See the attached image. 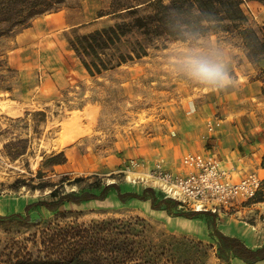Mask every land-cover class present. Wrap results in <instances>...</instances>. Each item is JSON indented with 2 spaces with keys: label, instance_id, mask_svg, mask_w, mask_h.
<instances>
[{
  "label": "rangeland",
  "instance_id": "374dc122",
  "mask_svg": "<svg viewBox=\"0 0 264 264\" xmlns=\"http://www.w3.org/2000/svg\"><path fill=\"white\" fill-rule=\"evenodd\" d=\"M96 1L102 11L109 9L110 0ZM81 2L68 0L62 9L75 19ZM243 8L248 24L259 29L264 24V5L249 1ZM34 19L29 28L15 27L0 36V260L14 239L36 250L30 239L49 223L117 218L132 221L140 263L226 264L217 254L207 214L186 217L153 208L148 199L121 201L113 190L102 199L62 205L61 211L70 210L65 216L41 205L31 210L33 218H41L38 222L4 215L24 213L27 203L48 192L12 187L16 178L36 175L42 151L64 149L67 156L45 177H86L79 184L65 183V191L91 190L96 174L105 184L115 182L121 190L141 192L144 186L136 177L140 166L132 167L129 161L146 168L162 159L175 167L186 152L181 144L189 136L201 130L209 134L208 119H220L213 132L230 142L236 133H256L264 125V95L254 76L264 60L251 64L237 35L211 31L187 41L169 40L165 47H149L147 55L133 62L87 77L65 39L69 28L57 31L35 24ZM112 21L110 15H94L79 27L87 31ZM191 57L221 66L231 82L214 85L197 79L187 67ZM220 98L222 102H208ZM189 99L198 100L194 112L186 111ZM39 110L45 112L44 121L41 114H34ZM19 138L29 139L26 151L11 160L4 145ZM16 148L24 150L21 143ZM127 166L129 172L123 170ZM259 206L218 218L216 225L224 231L238 227L245 243L258 246L264 243V202ZM124 228L117 226L112 232ZM230 263L245 264L232 257Z\"/></svg>",
  "mask_w": 264,
  "mask_h": 264
},
{
  "label": "trees",
  "instance_id": "16d2710c",
  "mask_svg": "<svg viewBox=\"0 0 264 264\" xmlns=\"http://www.w3.org/2000/svg\"><path fill=\"white\" fill-rule=\"evenodd\" d=\"M67 1L0 0V36L15 27L30 26L34 18L62 9ZM244 1H257L264 5V0H110L109 9L98 11V16L110 15L113 18L111 23L87 31H80L79 26L69 27L65 39L92 77L147 55L149 47H165L169 40L187 41L211 31L237 35L247 60L258 65L264 60V24L259 29L248 24V15L242 6ZM254 79L261 82L260 93L264 95V64L257 66ZM34 114H41V120H45L44 111L39 110ZM27 142L28 138L6 142L5 154L11 160H16L25 153ZM18 143L22 144L24 150L16 148ZM41 154L36 175L30 179L18 177L12 182V187L27 186L47 189L48 192L44 197L27 203L24 213L13 212L4 216L38 222L41 218H33L31 210L39 205L58 216H65L66 211L70 210L61 211L62 205L102 199L113 190L121 201L133 197L148 199L153 208L167 212L175 210L186 217L207 214L210 216L207 221L210 234L216 239L217 254L226 264H231L230 257L246 264L264 259V243L249 246L239 236L221 231L216 225V214L186 209L177 200L164 197L162 192L150 186L142 187L141 192L121 190L117 183L105 184L95 174L91 190L65 191V183L79 184L86 177L78 175L69 178L65 174L57 180L45 177L47 171H54L55 165L64 164L67 156L64 149L48 154L42 151ZM260 166L264 169V152ZM252 201L264 202V179ZM124 225V230L112 232L117 226L120 229ZM132 226L131 220L117 218L90 223H49L40 235L34 234L30 239L37 246L36 250L28 247L24 241L14 239L11 250L0 260V264H144L137 258L134 238L138 233Z\"/></svg>",
  "mask_w": 264,
  "mask_h": 264
},
{
  "label": "built area",
  "instance_id": "2783aa9c",
  "mask_svg": "<svg viewBox=\"0 0 264 264\" xmlns=\"http://www.w3.org/2000/svg\"><path fill=\"white\" fill-rule=\"evenodd\" d=\"M248 4L244 1L242 6ZM219 120L208 121L209 134L220 125ZM129 162L132 167L140 166L136 177L144 187L159 190L184 208L214 213L217 219L256 203L252 200L264 179L256 171L238 173L233 167L224 166L212 151H187L173 169L165 167L162 159L146 168L134 160ZM123 170L129 172V166Z\"/></svg>",
  "mask_w": 264,
  "mask_h": 264
},
{
  "label": "crops",
  "instance_id": "0c3cea01",
  "mask_svg": "<svg viewBox=\"0 0 264 264\" xmlns=\"http://www.w3.org/2000/svg\"><path fill=\"white\" fill-rule=\"evenodd\" d=\"M101 9L102 6L100 2L96 0H82L75 19H71L66 10L60 9L54 12L41 14V16L34 19V23L36 24L38 21V23H44L52 29L59 31L86 23L94 17V15L98 16V11ZM85 73L87 77H92L86 70ZM187 102L188 105L186 107V111L194 112L197 108L198 100L189 99ZM208 102H222V99L220 98L219 100L216 99ZM208 112L210 113L211 110ZM205 120H207L206 117ZM201 131L196 132L193 136H189L188 141L185 140L184 144H181L184 151H212L215 154L220 155L219 157L221 158V162L224 166L233 167L238 173L256 171L264 178V169L260 166L261 156L264 152V125L259 127L256 133L250 134L251 137L249 134L237 135L236 133V136L231 142L230 140L225 139L224 136L219 138L215 135V133L204 135V132ZM164 165L170 169L175 168H172V166L167 165L166 163H164ZM259 205L262 206L263 202L252 203L250 207H260ZM245 210L246 209H243V211ZM241 212L242 210L236 212L235 214L239 215ZM230 216H234V213L229 214V217ZM233 229L234 230L230 231H224L221 229V231L227 234L239 236L241 238L242 232L238 231L239 228L235 227ZM257 263L264 264V259L254 262V264Z\"/></svg>",
  "mask_w": 264,
  "mask_h": 264
},
{
  "label": "clouds",
  "instance_id": "9594fccd",
  "mask_svg": "<svg viewBox=\"0 0 264 264\" xmlns=\"http://www.w3.org/2000/svg\"><path fill=\"white\" fill-rule=\"evenodd\" d=\"M187 67L191 74L201 81L214 85H225L231 82L224 69L217 64L191 57L187 61Z\"/></svg>",
  "mask_w": 264,
  "mask_h": 264
},
{
  "label": "bare ground",
  "instance_id": "6f19581e",
  "mask_svg": "<svg viewBox=\"0 0 264 264\" xmlns=\"http://www.w3.org/2000/svg\"><path fill=\"white\" fill-rule=\"evenodd\" d=\"M127 177H128V176H127ZM127 177H126V178H127ZM129 177H130V176H129Z\"/></svg>",
  "mask_w": 264,
  "mask_h": 264
}]
</instances>
